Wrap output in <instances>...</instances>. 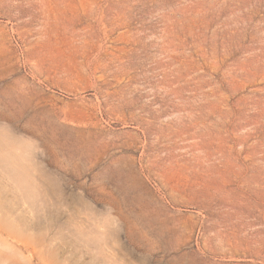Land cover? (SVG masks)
Masks as SVG:
<instances>
[{
    "label": "rangeland",
    "instance_id": "obj_1",
    "mask_svg": "<svg viewBox=\"0 0 264 264\" xmlns=\"http://www.w3.org/2000/svg\"><path fill=\"white\" fill-rule=\"evenodd\" d=\"M0 264H264V0H0Z\"/></svg>",
    "mask_w": 264,
    "mask_h": 264
}]
</instances>
